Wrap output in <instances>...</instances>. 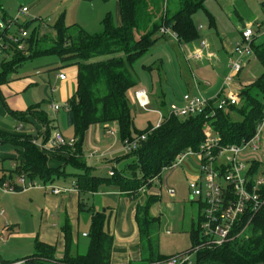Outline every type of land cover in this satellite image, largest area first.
Segmentation results:
<instances>
[{
  "label": "trees",
  "instance_id": "16d2710c",
  "mask_svg": "<svg viewBox=\"0 0 264 264\" xmlns=\"http://www.w3.org/2000/svg\"><path fill=\"white\" fill-rule=\"evenodd\" d=\"M0 0V15L4 27H0V36L8 44V49L0 53V84L8 82L11 75L30 59L42 56L56 57L62 67H77L76 89L61 108L66 114V122L73 129L72 146H63L66 155H48L40 150L32 139L40 136L47 140L51 134V119L41 108V103L30 105L25 111H13L0 98L8 114L16 120H23L26 115H33L43 125V130L36 135H8L0 133V146L11 145L14 152L0 160V184L8 182L15 192L20 187L15 185L16 176L23 174L28 180L50 183L60 177L72 176L81 194L94 193L101 185H113L128 195H135L142 186L150 187L149 179L160 175L164 167L170 166L177 154L190 148L197 150L205 139L207 129L219 137V144H239L250 139L264 117V41L255 44L252 50L255 59L262 67L261 74L252 82L242 86L237 92L239 102L215 109L212 116L209 108H215L216 98L209 101V108L203 114L183 117L165 115L161 125L150 130L152 124L138 130L134 127L127 92L134 87L138 79L133 71V63L151 49L159 40L160 27L172 30L178 43H190L199 39L198 27L193 15L203 9L206 0H178V9L168 16L167 10L158 20L153 18L151 0H116L120 14V25H115L110 13L101 21L98 32H89L80 25H66L60 15L51 25L53 35L39 36V24L34 26V19L8 24V16ZM264 14V0L260 3ZM22 7V6H21ZM30 11V10H29ZM19 16L26 14L17 13ZM29 14V13H28ZM211 25L214 20L209 17ZM264 25V22H261ZM20 28L27 31L23 39V49L8 40V35H17ZM160 101V102H159ZM157 108L166 105L162 95ZM151 105V104H150ZM59 110V111H60ZM231 113L238 116L231 118ZM93 124H111L117 126V137L123 142L141 133H147L146 139L134 150L126 151L116 161L127 159L124 166L115 167L112 175L96 176L91 167L82 159L86 131ZM50 159L61 161L80 170L76 174L67 173L64 166H51ZM5 163V164H4ZM264 176V164L251 161L248 175L250 182L256 175ZM259 192L263 203L254 213L245 212L231 231L230 239L218 247H200L191 264H264V183ZM157 200L148 196L142 205H136L135 222L140 240L141 258L139 264H158L167 259L159 252L157 234L160 220L150 214V207ZM80 201V210L82 209ZM91 211V221L87 237L89 244L85 253L72 254V234L69 222L61 226L65 249L61 258L56 257L54 246L35 239L33 252L23 257L24 264H111L110 254L113 237L105 231V214ZM83 210V209H82ZM191 248L202 243L199 228L190 232ZM169 258V257H168ZM1 264L5 262L0 261Z\"/></svg>",
  "mask_w": 264,
  "mask_h": 264
},
{
  "label": "crops",
  "instance_id": "0c3cea01",
  "mask_svg": "<svg viewBox=\"0 0 264 264\" xmlns=\"http://www.w3.org/2000/svg\"><path fill=\"white\" fill-rule=\"evenodd\" d=\"M43 1L37 0L29 10L37 7ZM32 16L35 18L29 17L26 20L34 19L32 24L34 26L37 23L39 24V33H45L47 29H44L45 24L41 17ZM115 25H120L118 4ZM198 40L182 44L176 41L184 58H186L188 52L199 49L200 42L197 44ZM237 41L238 39L231 40L229 38L221 41L227 57L226 62L217 59L218 54L212 52V45L208 41V46L202 50L201 59H190L189 61L185 59V61L201 64L202 68L207 60L213 66L221 67L224 71L229 70L230 60L235 56L234 45ZM221 58L223 59V56ZM60 72L65 73V79H59L58 74ZM240 73L235 77H238ZM76 75L77 67L75 65L62 67L57 58L49 56L35 57L25 62L18 72L12 74L8 82L0 84L1 96L8 108L13 111L22 112L30 105L41 103L39 110L42 108L51 119V133L55 129L58 130L61 125H66L65 132L69 135L66 138H71L73 137V131L71 133L69 130L71 127L67 125L66 114L59 115V111L57 113L50 111L49 103H67V100L76 89ZM242 84L239 88L246 85L245 83ZM218 86L213 89L208 82H205L204 92L207 94V91H209L207 96L210 99L217 93ZM149 100L151 104V99L149 98ZM166 100L165 103H167ZM152 102L158 103L154 99H152ZM168 103L179 104L181 103V97L172 96ZM62 112L65 113L63 110ZM107 128H114L116 130L115 135L109 134L105 125L93 124L86 131L84 138L82 150L85 155H82L81 159L86 160L84 162L91 167V173L96 176L108 175L115 167L124 166L127 161V159L116 161L117 157L126 153L122 142L117 137V126L111 124ZM42 130L43 125L33 115H26L23 120H16L10 116L0 98V133L36 135ZM262 138L264 140V133ZM13 150L14 147L8 144L0 146V160L11 156ZM258 155L264 154L258 153ZM57 163L58 161L55 159L49 160L51 166H57ZM192 170V162L188 161L177 177L165 176L162 179L160 176L159 183L154 181L149 188L140 189L135 195L123 193L113 185H101L94 193L81 194L76 188L75 178L72 176L60 177L52 182L54 186L67 189L59 194L46 192L39 188L14 193L0 190L2 195L7 198L6 203L0 204V209L3 210V213H0V222L3 224L0 239H3L2 244H6L8 241L14 246L18 245L5 252L11 259L2 258L0 255V261L10 263L22 260L24 256L31 254L29 251L33 249L35 239L54 246L56 257L61 258L65 249L61 226L66 220L70 224L72 234L70 251L72 254L85 253L89 244L87 233L91 221V211L87 208L91 206L93 210L105 214V231L113 237L110 263L139 264L141 249L135 222V208L136 205H142L148 196L157 198L149 211L153 217H158L160 220L157 234L159 252L162 255L168 253L164 248L166 238L187 237L190 240V232L196 227L198 205L190 197L187 185V175ZM65 171L71 174L81 172L70 165H66ZM168 188L174 190L173 196L167 193ZM80 201L83 203V210H80ZM160 228L162 229L161 237L159 236ZM4 235L6 238H4ZM178 251L181 250L175 249L174 252L170 253L175 255V253H179Z\"/></svg>",
  "mask_w": 264,
  "mask_h": 264
},
{
  "label": "built area",
  "instance_id": "2783aa9c",
  "mask_svg": "<svg viewBox=\"0 0 264 264\" xmlns=\"http://www.w3.org/2000/svg\"><path fill=\"white\" fill-rule=\"evenodd\" d=\"M19 13L28 15L29 8L22 6L19 8ZM19 15L12 19H8V24L18 20ZM4 23L0 22V27H4ZM254 24H245L240 27V40L234 45L235 56L230 60V74L227 81H224L225 86H232V79L240 73L245 65V55L252 58L254 53L252 50V42L254 35ZM262 25H257V31ZM159 32L164 35H169L177 41L176 34L164 26L160 27ZM27 36V31L20 28L17 35H8L10 42L16 43L17 49L21 50L24 46L23 39ZM181 44V43H179ZM208 46L205 40L200 42L199 49L190 51L186 55V60L201 59L202 50ZM8 49V44L3 41L0 36V53ZM60 80L66 78L64 72L58 74ZM193 92H185L181 97V103H171L168 106V116L183 117L187 115L203 114L205 109L209 108L210 98L205 97L194 81ZM223 91V90H222ZM216 97L214 102L215 108H209L210 113L207 116H212L215 109H223L227 105L237 104L239 102L238 93L222 92ZM135 99L137 105L145 110L150 105L149 97L145 90L139 89L135 91ZM66 104L56 102L49 103L50 111L57 113L61 108H66ZM157 115V119L150 128L153 130L161 125L165 119L164 113L158 108L153 110ZM264 128V117L258 124L255 134L248 140L242 141L239 144H219V137L211 130L205 132V139L199 145L197 150L190 148L176 155L170 166L164 167L165 170H171L185 164L188 161L192 162L193 170L187 175V185L190 197L198 205L197 224L199 228V236L202 243L195 245L187 254H175L165 259V264H191L192 257L195 252L202 246L218 247L230 239V234L235 224L245 212L254 213L257 211L263 201L259 189L264 183V176L259 174L253 177V182H250L248 175L251 161L264 164V140L261 131ZM107 132L115 135L114 128H106ZM147 133H141L131 139H126L122 142V146L126 151L136 149L145 139ZM75 139L73 137L66 138L57 129L53 130L47 140H43L39 135L32 139V142L44 152H48L63 146H72ZM161 172V173H162ZM112 175V171L109 172ZM160 175L149 179L148 182L159 183ZM15 185L20 187V191H26L32 188L43 189L46 192L59 194L66 188L54 186L50 183H40L36 180H28L23 174L16 176ZM146 186H142L144 190ZM0 190L8 193H14L13 185L8 182L0 184ZM170 196L174 195V190L167 189ZM0 213L3 210L0 209ZM1 264V262H0ZM5 264H24L23 260L14 261ZM160 264V263H158Z\"/></svg>",
  "mask_w": 264,
  "mask_h": 264
},
{
  "label": "rangeland",
  "instance_id": "374dc122",
  "mask_svg": "<svg viewBox=\"0 0 264 264\" xmlns=\"http://www.w3.org/2000/svg\"><path fill=\"white\" fill-rule=\"evenodd\" d=\"M37 0H3L2 5L8 15L16 17L18 10L21 6H27L29 9ZM263 0H206L204 2L203 9H199L193 15V21L199 30V40L197 44L202 40H207L212 45V52L216 53L217 59L227 61L225 52L222 48V40L229 38L231 40H240L239 27L241 24H248L249 22L254 23V37L253 42L255 44L264 41V25L257 31V25L264 22V14L261 9L260 3ZM153 6V18L151 21H156L161 15H164V10H167L168 16L173 14L179 7L178 0H151ZM110 13L113 18V22L117 20V2L116 0H44L40 5L31 9L28 16L20 15L19 22L34 16L41 17L45 24L44 29H47L45 33H39V36L53 35L50 24L55 22L57 16L63 15L66 25L77 24L89 32H98L101 29V21ZM209 17L214 20V26L211 25ZM30 18V19H31ZM0 15V22H2ZM40 32V31H39ZM159 36V40L155 43L146 54L138 58L133 63V71L138 79L137 84L127 92L128 103L131 108V114L133 117L134 127L138 130H143L147 127L148 122L154 125L157 115L153 112L156 109L155 103L152 99L159 101V98L164 95L166 105L159 108L164 114L168 115V100H171L172 96H180L185 92H193L194 81L200 92L207 98L209 91L204 92L205 82L211 85L213 89L217 88V93L211 100L216 98L221 91L224 93L239 91L240 85L243 83L248 84L254 81L262 72L260 63L245 55V65L238 77L233 78L232 86L223 89L224 81L230 74L229 70H223L217 66H213L207 60L205 66L201 68V64H195L193 62H186L183 56L182 50L178 46L175 39L169 35ZM205 40V41H206ZM206 41V42H207ZM223 56V59L221 58ZM56 58L54 56H49ZM226 57V58H225ZM215 63V62H214ZM20 68L18 69V71ZM248 82V83H247ZM242 84V85H243ZM143 89L146 91L148 97L151 99V105L145 110L140 108L135 99V91ZM64 111V110H63ZM65 114L62 110L59 111V115ZM231 118L234 120L238 119V116L231 113ZM66 125H61L59 131L64 137L69 136L65 129ZM72 133L73 129H69ZM264 133V128L261 131V135ZM62 148H57L48 151V155H66L62 151ZM85 155V154H83ZM57 167L66 165L61 161L57 160ZM86 162V160H84ZM184 168V164L171 170H165L161 173V178L170 176L171 178L177 177L180 170ZM7 198L0 192V204L6 203ZM3 224L0 222V232L3 230ZM160 228V237H161ZM167 236L166 234H164ZM5 236V235H4ZM6 238V236L4 237ZM3 239H0V255L2 258L11 259L5 253L10 250L11 247H17L12 245L11 242L2 244ZM164 248L168 253H163L166 258L171 257L175 249L181 250L175 254H187L191 251L190 240L185 238H166L164 241ZM5 245V246H2ZM12 248V249H13ZM21 249V248H20ZM33 252V249L29 251ZM176 252V251H175ZM172 254V255H169ZM22 257V256H20ZM194 259V256L192 257ZM14 260V259H13ZM163 260L160 264H165Z\"/></svg>",
  "mask_w": 264,
  "mask_h": 264
},
{
  "label": "water",
  "instance_id": "95a60500",
  "mask_svg": "<svg viewBox=\"0 0 264 264\" xmlns=\"http://www.w3.org/2000/svg\"><path fill=\"white\" fill-rule=\"evenodd\" d=\"M241 27H244V23L241 24ZM258 264H262V263H258Z\"/></svg>",
  "mask_w": 264,
  "mask_h": 264
}]
</instances>
